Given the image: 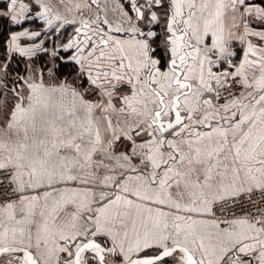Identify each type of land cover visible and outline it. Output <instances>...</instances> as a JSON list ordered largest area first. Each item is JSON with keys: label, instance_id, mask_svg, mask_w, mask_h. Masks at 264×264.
<instances>
[{"label": "snow or ice", "instance_id": "obj_1", "mask_svg": "<svg viewBox=\"0 0 264 264\" xmlns=\"http://www.w3.org/2000/svg\"><path fill=\"white\" fill-rule=\"evenodd\" d=\"M0 22V264H264V0Z\"/></svg>", "mask_w": 264, "mask_h": 264}, {"label": "crops", "instance_id": "obj_2", "mask_svg": "<svg viewBox=\"0 0 264 264\" xmlns=\"http://www.w3.org/2000/svg\"><path fill=\"white\" fill-rule=\"evenodd\" d=\"M1 27H3V22H1Z\"/></svg>", "mask_w": 264, "mask_h": 264}, {"label": "trees", "instance_id": "obj_3", "mask_svg": "<svg viewBox=\"0 0 264 264\" xmlns=\"http://www.w3.org/2000/svg\"><path fill=\"white\" fill-rule=\"evenodd\" d=\"M0 27H1V22H0Z\"/></svg>", "mask_w": 264, "mask_h": 264}]
</instances>
